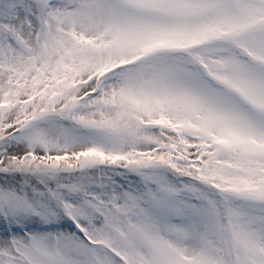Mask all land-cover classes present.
<instances>
[{"label":"snow or ice","instance_id":"6c2138e0","mask_svg":"<svg viewBox=\"0 0 264 264\" xmlns=\"http://www.w3.org/2000/svg\"><path fill=\"white\" fill-rule=\"evenodd\" d=\"M0 264H264V0H0Z\"/></svg>","mask_w":264,"mask_h":264}]
</instances>
